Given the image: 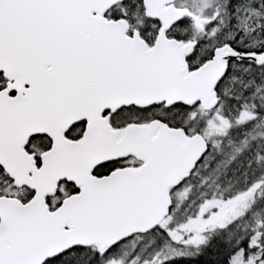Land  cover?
Listing matches in <instances>:
<instances>
[{
	"label": "snow or ice",
	"instance_id": "snow-or-ice-1",
	"mask_svg": "<svg viewBox=\"0 0 264 264\" xmlns=\"http://www.w3.org/2000/svg\"><path fill=\"white\" fill-rule=\"evenodd\" d=\"M0 264H264V0H0Z\"/></svg>",
	"mask_w": 264,
	"mask_h": 264
}]
</instances>
